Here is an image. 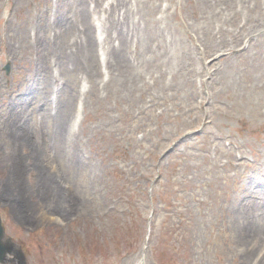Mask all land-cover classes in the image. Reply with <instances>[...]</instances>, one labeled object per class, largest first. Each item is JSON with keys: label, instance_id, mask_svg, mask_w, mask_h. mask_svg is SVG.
<instances>
[{"label": "rangeland", "instance_id": "rangeland-1", "mask_svg": "<svg viewBox=\"0 0 264 264\" xmlns=\"http://www.w3.org/2000/svg\"><path fill=\"white\" fill-rule=\"evenodd\" d=\"M87 1L0 0L6 236L27 264H264V5L89 0L76 56Z\"/></svg>", "mask_w": 264, "mask_h": 264}, {"label": "bare ground", "instance_id": "bare-ground-1", "mask_svg": "<svg viewBox=\"0 0 264 264\" xmlns=\"http://www.w3.org/2000/svg\"><path fill=\"white\" fill-rule=\"evenodd\" d=\"M97 1V0H96ZM221 1V2H220ZM264 0H202V2H205L207 4V12L205 13L204 16H210L212 18H220L219 20L222 21V19H226L229 18V13H233V15L228 19V21L236 19V21L238 20L239 16L243 15L242 12L245 11L246 14H248L249 12H251L252 9L255 10H260L258 13L261 14V7L262 5H264ZM218 2L220 4L221 7H226L227 8V12H224L222 10H220L218 8ZM61 14L60 12L58 13ZM75 14H77L74 17V26L76 28V31H78L76 33V39H79V42L76 43V46L78 48H74L75 51L70 50L72 55H76L77 53H85L88 54L91 51V44L93 43V35H92V25L89 21V17H88V10L87 8H81L79 11L75 12ZM226 17V18H225ZM223 19V20H224ZM247 21L250 22V17L247 16ZM264 21V19H263ZM246 23H241L240 25H236V27H238L242 33H246L247 29H246ZM119 29L120 31L123 29L122 27L124 26H129V24H126L123 22V24H119ZM252 27H256V26H252ZM42 26L39 25L37 23L36 25V30L35 32V41L33 42V44H37L39 42L40 39V31H41ZM145 30H147V28H145ZM119 31V34H121ZM240 31V32H241ZM122 32V31H121ZM230 35H232V31L229 32ZM247 34V33H246ZM125 35H126V31H125ZM208 35V33H207ZM239 34H236V36ZM234 36L235 42H238L240 40V35L239 36ZM126 38V36H125ZM34 39V37H33ZM264 40V38L262 39ZM222 45H224V47L226 48H233L235 45L233 43L231 44H226L225 42L221 43ZM121 46H123V44H121ZM84 57V55H81ZM120 82H125V79H121ZM56 219V218H55ZM246 234V233H245ZM251 236L247 235L248 237L244 236V240L245 242L249 243V248L251 249L252 244H255L254 240H259V236L258 235H254L251 234ZM256 236V237H255ZM253 237L255 239H253ZM261 237V235H260ZM256 245V244H255ZM136 264H140V261H138Z\"/></svg>", "mask_w": 264, "mask_h": 264}, {"label": "water", "instance_id": "water-1", "mask_svg": "<svg viewBox=\"0 0 264 264\" xmlns=\"http://www.w3.org/2000/svg\"><path fill=\"white\" fill-rule=\"evenodd\" d=\"M2 236H3V231L0 226V263L6 262L7 254H13L17 259L18 264H25V259L21 250L15 247V245L11 243L9 239L6 240L5 243H2L1 242Z\"/></svg>", "mask_w": 264, "mask_h": 264}]
</instances>
